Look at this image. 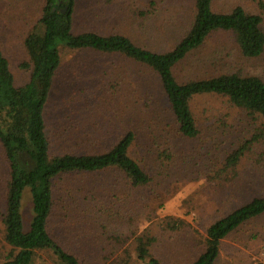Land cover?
Returning a JSON list of instances; mask_svg holds the SVG:
<instances>
[{"label":"rangeland","instance_id":"1","mask_svg":"<svg viewBox=\"0 0 264 264\" xmlns=\"http://www.w3.org/2000/svg\"><path fill=\"white\" fill-rule=\"evenodd\" d=\"M44 1L0 0V48L16 86L29 79L21 66L28 61L24 40ZM236 6L259 15L264 30V0L212 1L216 12ZM192 11L193 0H76L73 31L122 34L137 46L163 52L189 28ZM130 61L92 50L61 51L45 112L50 152L103 151L130 130L135 133L130 155L147 166L152 181L128 193L117 171L64 175L55 181L50 230L87 264H133L139 235L154 238L151 251L162 264H191L211 223L264 195V118L234 106L225 96L199 95L190 102L198 134L179 137L168 125L172 116L158 77ZM173 72L178 82L228 72L264 81V51L245 57L233 35L215 32ZM252 138L257 140L229 166V156ZM7 179L0 145V261L9 249L1 220ZM30 200L26 190V226ZM169 216L177 219L178 229L161 226ZM263 242L264 212L222 240L216 263L255 264ZM35 264L56 262L39 254Z\"/></svg>","mask_w":264,"mask_h":264},{"label":"trees","instance_id":"2","mask_svg":"<svg viewBox=\"0 0 264 264\" xmlns=\"http://www.w3.org/2000/svg\"><path fill=\"white\" fill-rule=\"evenodd\" d=\"M212 1L193 0L189 28L168 50L157 52L137 46L122 34L75 33L76 0H45L41 16L24 40L28 61L21 66L29 71V79L20 86L14 84L8 60L0 48V145L8 166L1 220L3 239L9 248L0 264H35L39 254L52 256L56 264H87L79 253L70 251L51 233L50 218L58 178L113 170L122 175L120 185L124 187L126 183L128 193L152 181L147 166L130 155L135 139V133L130 130L103 151L51 154L45 112L62 50L118 55L157 76L167 101L166 110L172 116L168 125L179 137L194 138L198 134L190 102L199 95L225 96L234 106L264 118V81L258 76L228 72L186 82H178L175 78V66L203 47L215 32L233 35L245 57L255 58L264 51V30L259 15L250 14L240 6L227 13L216 12L212 9ZM256 140L252 138L234 151L228 165L233 166ZM163 152L171 157L167 150ZM26 190L31 197L27 226L22 215V197ZM263 212L264 195L253 197L211 223L202 241V251L191 264H217L222 240L242 223ZM162 225L165 230L179 227L177 219L171 216L161 220ZM135 241L133 264H162L151 251L154 238L139 235Z\"/></svg>","mask_w":264,"mask_h":264},{"label":"built area","instance_id":"3","mask_svg":"<svg viewBox=\"0 0 264 264\" xmlns=\"http://www.w3.org/2000/svg\"><path fill=\"white\" fill-rule=\"evenodd\" d=\"M255 264H264V242L259 247V256Z\"/></svg>","mask_w":264,"mask_h":264},{"label":"flooded vegetation","instance_id":"4","mask_svg":"<svg viewBox=\"0 0 264 264\" xmlns=\"http://www.w3.org/2000/svg\"><path fill=\"white\" fill-rule=\"evenodd\" d=\"M60 1V0H59Z\"/></svg>","mask_w":264,"mask_h":264}]
</instances>
